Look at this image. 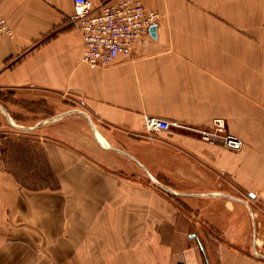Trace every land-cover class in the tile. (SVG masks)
<instances>
[{"label": "crops", "instance_id": "obj_1", "mask_svg": "<svg viewBox=\"0 0 264 264\" xmlns=\"http://www.w3.org/2000/svg\"><path fill=\"white\" fill-rule=\"evenodd\" d=\"M143 1L159 14L155 37L90 66L72 0H0L11 30L0 35V94L64 114L40 125H81L88 136L93 125L106 152L182 200L105 163L116 208L132 211L124 225L145 229L102 264H264V0ZM143 115L182 127L147 134ZM215 119L243 141L240 152L195 131Z\"/></svg>", "mask_w": 264, "mask_h": 264}, {"label": "rangeland", "instance_id": "obj_2", "mask_svg": "<svg viewBox=\"0 0 264 264\" xmlns=\"http://www.w3.org/2000/svg\"><path fill=\"white\" fill-rule=\"evenodd\" d=\"M22 102L0 94V104L14 116L11 124L0 111V264H102V255L124 249L135 230L144 232V226L124 225L132 211L116 208L105 163L122 171L129 184L134 180L162 199L182 201L106 152L92 125L90 136L81 125L36 126L52 118L53 109ZM77 121L79 116L63 123ZM147 212L140 210L141 216Z\"/></svg>", "mask_w": 264, "mask_h": 264}, {"label": "built area", "instance_id": "obj_3", "mask_svg": "<svg viewBox=\"0 0 264 264\" xmlns=\"http://www.w3.org/2000/svg\"><path fill=\"white\" fill-rule=\"evenodd\" d=\"M72 4L70 22L80 31L81 59L90 66H105L119 55H130L134 44L159 21V14L146 8L143 0H107L97 6L89 0H72ZM0 35H11L3 18H0ZM143 124L147 134L182 127L180 123L152 115H143ZM195 131L204 141L216 140L235 153L243 148V141L227 132L221 119H215L210 128Z\"/></svg>", "mask_w": 264, "mask_h": 264}, {"label": "water", "instance_id": "obj_4", "mask_svg": "<svg viewBox=\"0 0 264 264\" xmlns=\"http://www.w3.org/2000/svg\"><path fill=\"white\" fill-rule=\"evenodd\" d=\"M155 31H156V26H155V25L150 26L149 29H148V32H149V34H150L152 37H155V34H156ZM63 115H64V114L56 115V116L50 118L49 120H47L46 122H48V121H52V120L57 119V118H60V117H62ZM7 119L9 120V122H10L11 124H13V122L9 119V117H7ZM42 123H43V122H39L36 126H39V125L42 124ZM92 126H93V125H92ZM17 127H21V128H23V129H29V127H24V126H17ZM93 127H94V126H93ZM94 135H95V139L97 140V142H99L98 138L96 137V133H95V132H94ZM99 144L102 145V146H105V145H103V144L100 143V142H99ZM157 184H158V183H157ZM158 185H159L160 187H162V188L168 190V191L173 192L172 190H170L169 188H167V187L164 186V185H161V184H158Z\"/></svg>", "mask_w": 264, "mask_h": 264}]
</instances>
